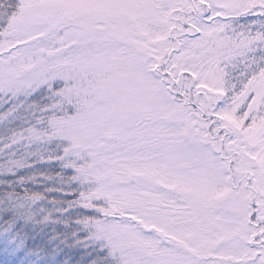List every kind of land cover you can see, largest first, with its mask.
<instances>
[{"label":"snow or ice","instance_id":"snow-or-ice-1","mask_svg":"<svg viewBox=\"0 0 264 264\" xmlns=\"http://www.w3.org/2000/svg\"><path fill=\"white\" fill-rule=\"evenodd\" d=\"M0 264H264V0H0Z\"/></svg>","mask_w":264,"mask_h":264}]
</instances>
